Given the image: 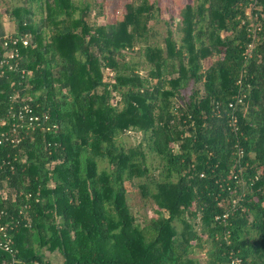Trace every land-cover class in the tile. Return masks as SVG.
<instances>
[{"label":"trees","instance_id":"trees-1","mask_svg":"<svg viewBox=\"0 0 264 264\" xmlns=\"http://www.w3.org/2000/svg\"><path fill=\"white\" fill-rule=\"evenodd\" d=\"M30 1L13 10L20 69L0 76V118L18 92L55 126L0 143V161L10 154L14 165L0 170L9 192L0 207L20 218L18 264H54L46 251L61 264H228L232 255L264 264V0L251 10L262 26L252 56V0H173L163 30L158 0H127L94 23L91 0ZM132 129L143 140L120 143ZM145 142L163 160L159 176ZM237 144L251 186L225 225L215 216L232 206ZM135 178L151 213L133 211L126 181ZM204 244L207 262L196 250ZM7 257L0 248V262Z\"/></svg>","mask_w":264,"mask_h":264},{"label":"built area","instance_id":"built-area-1","mask_svg":"<svg viewBox=\"0 0 264 264\" xmlns=\"http://www.w3.org/2000/svg\"><path fill=\"white\" fill-rule=\"evenodd\" d=\"M256 0H252L250 6L247 9V15H249V22L251 26L249 27L250 36L252 40L248 44L249 56H252L255 45L259 39L258 33L261 30V16L258 12L252 13V7L255 5ZM13 33L5 34L3 46H5L7 53L0 57V76H2L7 70H19L20 69V50L18 46L10 45V40ZM30 34H28L23 39V45L27 46L30 44ZM14 44L17 40H14ZM240 87L238 92L229 101V107L232 109L230 114L231 120L230 125L233 130L237 131L238 126V114L237 112L244 108L243 103L245 100V92L242 91V80L238 81ZM21 99V100H19ZM218 110H219V105ZM55 126V123H51V117L47 112H42L37 109V107L28 101L26 98L22 100L20 93L15 92L12 96L11 106L9 107L7 113L0 118V143L10 142L12 144L21 143L29 134L35 130H46L51 129ZM238 158L233 171V179H235L236 188H234V193L232 196V206L226 210L224 213L217 214L215 216L216 220L222 221L225 225L227 220L234 210L240 205L245 197L246 193L249 191L251 184L244 177V171L246 169V164L243 162L244 150L238 144ZM10 154L0 161V170L4 169L6 166L14 167ZM25 160V158H23ZM248 164V163H247ZM203 175V174H202ZM232 189V186H229ZM18 193H14L16 198ZM0 196L2 199L9 198V192L7 189H0ZM28 197L31 193H28ZM25 207H27L25 205ZM21 212V211H20ZM20 223V218H17L12 214L9 209L0 207V248L8 253V257L5 258L0 264H18V249L15 247L14 240V230L15 227ZM30 224V219L28 222ZM230 229L225 231V237L229 238ZM35 264H38L36 261ZM228 264H243V260L239 256L231 257Z\"/></svg>","mask_w":264,"mask_h":264},{"label":"rangeland","instance_id":"rangeland-1","mask_svg":"<svg viewBox=\"0 0 264 264\" xmlns=\"http://www.w3.org/2000/svg\"><path fill=\"white\" fill-rule=\"evenodd\" d=\"M92 1V16L89 18L91 23H94L95 19L97 17L100 18H111L115 16L116 14H119L124 10V3L127 0H91ZM182 2H185L186 0H181ZM166 2H170L168 7L166 6ZM26 4H32L33 6L37 5V1L31 2L30 0H0V14L1 18L5 22H14L16 26V21L14 19L15 13L14 9L18 6ZM159 4V10L157 11V20H155V25L160 30H163L166 27L165 20H168L170 17V10H173V0H158ZM39 14L36 12L35 18H38ZM13 18V19H12ZM128 58H134L135 60L142 59L139 57V55L136 53H131L128 55ZM142 72H145V69H142ZM119 142L122 143L125 146H134L137 145L140 141L143 140V133L139 130H128L125 133H123L121 136H119ZM144 147L147 151V162L150 164V166L154 169L152 172V175L159 176L161 166L160 164L163 162V160L158 156L156 153L151 152V150L148 148L147 143L145 142ZM101 167H108L109 164L107 161H101L100 162ZM160 167V168H159ZM141 181V180H140ZM126 186L129 190H132L131 200L134 201L136 204L133 207V211L138 214V209H142L146 213H151V197L150 198H143V189L139 186V178H135L130 181H126ZM150 200V201H148ZM148 201V203H146ZM199 220L197 219L196 225L199 226ZM177 227H181V223L179 221L176 222ZM205 249L203 248H197V252L202 256L203 262H207V256H206V244L203 245ZM205 250V251H204ZM46 255L49 257L50 260L53 261L54 264H61V256L56 252H49L46 251Z\"/></svg>","mask_w":264,"mask_h":264},{"label":"crops","instance_id":"crops-1","mask_svg":"<svg viewBox=\"0 0 264 264\" xmlns=\"http://www.w3.org/2000/svg\"><path fill=\"white\" fill-rule=\"evenodd\" d=\"M3 24H4L6 34L14 33L16 31V26H15L14 22H5L4 21Z\"/></svg>","mask_w":264,"mask_h":264}]
</instances>
